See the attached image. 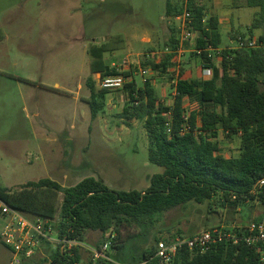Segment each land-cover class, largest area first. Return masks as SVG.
I'll return each instance as SVG.
<instances>
[{
    "label": "rangeland",
    "instance_id": "rangeland-1",
    "mask_svg": "<svg viewBox=\"0 0 264 264\" xmlns=\"http://www.w3.org/2000/svg\"><path fill=\"white\" fill-rule=\"evenodd\" d=\"M176 2L187 9L189 0ZM194 2L205 8L207 20L217 17L219 10L232 21L231 29L227 24L226 31L222 30V48H237L229 35L255 42L256 47L259 39L252 34L264 37V27L251 28L258 12L247 0ZM166 8L167 0H0V185L17 189L49 178L71 187L94 177L115 191H143L150 186L151 178L163 168L149 160L144 120H129L123 113L126 106H132L127 90L111 91L106 108L93 119L87 80L92 76L100 85L101 74L92 73L91 49L104 46L106 63L127 82L135 81L142 88L146 80L153 81L160 102L172 105L180 71L202 77V59L194 55V35L179 45L177 65L168 74L153 69L151 63L159 64L173 51L172 28L178 29V23L166 17ZM229 11H233L231 16ZM131 47L135 49L128 55ZM219 53L214 56L217 66ZM216 141L227 158L240 156V134L228 136L220 131ZM54 197L59 213L63 194ZM263 212L259 197L233 208L223 206L217 196L165 214L150 230L160 240L180 233L193 236L220 226H246ZM45 222L55 230L59 217ZM120 231V247L136 244L140 228ZM111 234L116 235L89 232L86 243L103 247ZM54 246L59 247L51 244L44 255L39 252L36 264H53ZM110 251L111 245L106 252ZM12 261L0 238V264Z\"/></svg>",
    "mask_w": 264,
    "mask_h": 264
},
{
    "label": "trees",
    "instance_id": "trees-1",
    "mask_svg": "<svg viewBox=\"0 0 264 264\" xmlns=\"http://www.w3.org/2000/svg\"><path fill=\"white\" fill-rule=\"evenodd\" d=\"M247 1L249 6L259 9L252 30L263 28L264 0ZM184 10L176 0H167L168 19H175ZM187 10L192 16L191 31L196 35L194 55L202 59L203 65L213 68V77L185 80L184 70H181L172 106L160 102L150 80H146L142 88L137 87L135 81L124 86L132 106H126L123 113L129 120H144L149 160L163 168L161 174L151 178L146 190L115 191L94 177L71 187H63L49 178L27 182L17 189L0 185V198L29 218L53 221L58 215L55 230L63 240L85 244L89 231L116 233L110 235L111 251L105 252L107 258L83 261L81 247L74 248L70 255L59 246L51 254L53 264H114L112 261L137 264L150 260L160 241L152 236L150 226L156 219L191 202L203 204L220 196L223 206L229 204L236 208L259 197L264 206V187H259V181L264 179V90L261 88L264 84V37L259 38L256 48L217 51L222 44L218 18L207 20L205 8L194 0H189ZM172 30L173 51L159 64L151 63L154 70L164 74L177 65L179 30ZM105 52L104 46L91 49L93 75L100 73L102 78L120 75L106 63ZM217 53L220 56L218 66L214 63ZM87 87L91 93V115L96 119L106 108L107 95L111 91L101 88L92 76L87 80ZM220 131L228 136L241 135L239 157L227 158L222 153L216 141ZM57 193L63 194L59 213L54 197ZM262 220L264 212L255 222ZM133 226L140 228L137 238L134 237L136 244L120 247L117 244L120 229ZM102 249L100 245L96 247L99 252ZM152 264L159 262L154 260ZM170 264L261 263L254 248L244 243L223 242L206 252L184 247Z\"/></svg>",
    "mask_w": 264,
    "mask_h": 264
},
{
    "label": "built area",
    "instance_id": "built-area-1",
    "mask_svg": "<svg viewBox=\"0 0 264 264\" xmlns=\"http://www.w3.org/2000/svg\"><path fill=\"white\" fill-rule=\"evenodd\" d=\"M174 20L178 23L180 47H182L186 41H190L194 36L191 31L192 16L185 9L183 14L177 16ZM255 47V42H247L244 38H239L235 49ZM197 52L201 54V51ZM201 68L203 79H211L213 77L212 67L202 64ZM127 83L126 77L122 75L106 76L100 80L101 88L107 91H119L124 89ZM259 187H264V179L259 181ZM0 226L1 241L13 256L11 264H22L24 259L33 258L40 252L44 244H57L70 255L73 254L74 248L84 246V244L76 240L61 239L57 235L56 230L49 226L48 223L43 220L29 218L23 212L6 204L1 198ZM223 242H230L233 245L244 243L254 248L259 254L260 263L264 264V220L260 222L253 221L246 226H220L202 231L193 236H176L171 239H162L157 244L153 258L137 264H152L154 260H157L159 264H170L174 262L179 251L184 247L190 250L206 252L211 247ZM109 247L110 243L104 245L102 252L92 250L93 259L107 258L105 252Z\"/></svg>",
    "mask_w": 264,
    "mask_h": 264
},
{
    "label": "crops",
    "instance_id": "crops-1",
    "mask_svg": "<svg viewBox=\"0 0 264 264\" xmlns=\"http://www.w3.org/2000/svg\"><path fill=\"white\" fill-rule=\"evenodd\" d=\"M254 9H256L255 10V12L254 13H257L258 12V8H254ZM222 11V10H221ZM229 13H230V15L229 16H231V14H233V11H229ZM216 15H217V18H218V20H219V25H220V32H221V35H222V30H224V31H226V25L227 24H230V29L232 28L231 27V25H232V21L231 20H226L225 18H223V17H225V15H226V12H224V11H222V12H220L219 10H217V12H216ZM238 16V19L240 20V16H239V14L237 15ZM231 32H233V31H235L234 29H232V30H230ZM230 32V33H231ZM229 33V34H230ZM235 36V35H234ZM252 36L254 37V38H260V37H263V36H261V35H258V37H256V36H254V34H252ZM237 37V36H236ZM236 37H233L232 35H229V38H230V41L231 42H237V39H235ZM184 45V44H183ZM195 45H196V43H195ZM135 48L134 47H131L129 50H128V55H129V53H130V51L132 52V50H134ZM222 49H224V48H222V47H220L217 51H221ZM216 50L215 51H213L214 53H216L217 52ZM194 52H195V50H194ZM198 53V52H197ZM198 54H200V53H198ZM112 55H114V54H112ZM127 55V54H126ZM127 55V56H128ZM112 65H115V64H112ZM193 78H202V77H199V76H195V77H189L188 76V74L187 73H185V71H184V74H183V79H185V80H191V79H193ZM203 79V78H202ZM178 80V79H177ZM151 81V80H150ZM176 83H177V81L175 82V85L173 86V89H172V95L174 96V99H175V96H176ZM151 84L153 85V81H151ZM58 86V85H57ZM153 87H154V85H153ZM46 89H49V88H46ZM156 90V89H155ZM110 94V93H109ZM109 94L107 95V97L109 96ZM173 104H174V102H173ZM172 104V105H173ZM172 105H170V106H172ZM89 232H93V231H89ZM89 232L87 233V235L89 234ZM95 233H99V232H95ZM101 233V232H100ZM103 234V233H102ZM104 235V234H103ZM106 244H108V243H106ZM100 245V244H99ZM98 245V246H99ZM47 247H51V244H44L43 246H42V251H40V254L41 255H44V249L45 248H47ZM104 247V246H103ZM53 249H56V247L54 246L53 247ZM92 250H96V247L95 246H92V245H90V244H88V243H85L84 244V246L83 247H81V249H80V252H81V255H82V258H83V261H86V260H89V259H91V258H93V253H92ZM40 254H38V255H40ZM38 255H36V256H34L33 258H29V259H24L23 260V262H22V264H36L37 263V260H36V258L38 257ZM82 261V262H83ZM114 264H121V263H117V262H115V261H112ZM11 264V263H10ZM81 264V263H80Z\"/></svg>",
    "mask_w": 264,
    "mask_h": 264
}]
</instances>
